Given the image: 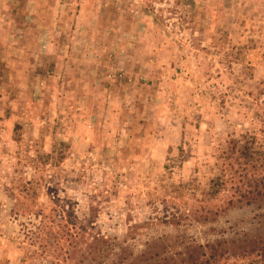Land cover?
<instances>
[{
	"label": "rangeland",
	"instance_id": "obj_1",
	"mask_svg": "<svg viewBox=\"0 0 264 264\" xmlns=\"http://www.w3.org/2000/svg\"><path fill=\"white\" fill-rule=\"evenodd\" d=\"M233 140L264 149V0H0V264H250Z\"/></svg>",
	"mask_w": 264,
	"mask_h": 264
},
{
	"label": "trees",
	"instance_id": "obj_2",
	"mask_svg": "<svg viewBox=\"0 0 264 264\" xmlns=\"http://www.w3.org/2000/svg\"><path fill=\"white\" fill-rule=\"evenodd\" d=\"M233 154L237 155L234 159L237 166L241 165L238 169L233 164H228L229 169L222 170L224 174L222 177H217L212 180L214 186H218L215 193L220 192L221 188H225L227 184H233V188L240 194L238 202L247 200V205H251L252 201L257 202L258 198L264 197V176L259 177L258 180H245L247 174L256 175L259 171L264 169V149L255 148V143L243 142L240 140H233L231 142ZM229 160V159H228ZM243 161V163H242ZM250 170V171H249ZM245 173V175L243 173ZM234 184H237L235 186ZM213 194L216 195V194ZM233 203V201H230ZM230 203V204H231ZM261 244V243H260ZM242 255L248 259L250 264H264V243L261 246L256 247V243L248 242L246 247H241ZM214 258V257H212ZM198 264V263H195Z\"/></svg>",
	"mask_w": 264,
	"mask_h": 264
}]
</instances>
